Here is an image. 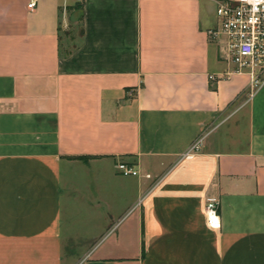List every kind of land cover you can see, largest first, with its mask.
Instances as JSON below:
<instances>
[{
    "label": "crops",
    "instance_id": "1",
    "mask_svg": "<svg viewBox=\"0 0 264 264\" xmlns=\"http://www.w3.org/2000/svg\"><path fill=\"white\" fill-rule=\"evenodd\" d=\"M29 1L0 0V264H264V83L216 0Z\"/></svg>",
    "mask_w": 264,
    "mask_h": 264
},
{
    "label": "built area",
    "instance_id": "2",
    "mask_svg": "<svg viewBox=\"0 0 264 264\" xmlns=\"http://www.w3.org/2000/svg\"><path fill=\"white\" fill-rule=\"evenodd\" d=\"M36 1L30 0L28 6L35 7ZM216 3L218 24L211 29V33L224 39L235 71L250 75V96L253 97L264 83V0H216ZM210 77L215 78L213 74ZM203 139L204 136H200L180 157L190 158L197 154ZM117 168L124 175L140 173L137 167L125 161L117 162ZM205 212L208 224L212 228L221 229L217 197L206 198Z\"/></svg>",
    "mask_w": 264,
    "mask_h": 264
},
{
    "label": "rangeland",
    "instance_id": "3",
    "mask_svg": "<svg viewBox=\"0 0 264 264\" xmlns=\"http://www.w3.org/2000/svg\"><path fill=\"white\" fill-rule=\"evenodd\" d=\"M68 28H69L70 31H71V30H74V32H76L77 34L79 33V30H80V27H77L76 29H75V28H74V29H71L70 24H69ZM71 263H72V262H69V264H71Z\"/></svg>",
    "mask_w": 264,
    "mask_h": 264
},
{
    "label": "trees",
    "instance_id": "4",
    "mask_svg": "<svg viewBox=\"0 0 264 264\" xmlns=\"http://www.w3.org/2000/svg\"><path fill=\"white\" fill-rule=\"evenodd\" d=\"M81 7H79V9H80Z\"/></svg>",
    "mask_w": 264,
    "mask_h": 264
}]
</instances>
